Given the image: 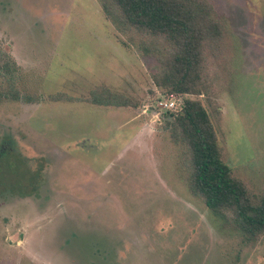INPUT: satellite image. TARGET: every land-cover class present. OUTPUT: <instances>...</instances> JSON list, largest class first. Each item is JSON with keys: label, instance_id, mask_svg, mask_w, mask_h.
<instances>
[{"label": "rangeland", "instance_id": "rangeland-1", "mask_svg": "<svg viewBox=\"0 0 264 264\" xmlns=\"http://www.w3.org/2000/svg\"><path fill=\"white\" fill-rule=\"evenodd\" d=\"M201 1L222 31L177 92L172 43L117 28L105 0H0V264H264V233L192 194L156 106L199 101L231 175L264 197V0ZM104 90L129 104L92 103Z\"/></svg>", "mask_w": 264, "mask_h": 264}, {"label": "trees", "instance_id": "trees-1", "mask_svg": "<svg viewBox=\"0 0 264 264\" xmlns=\"http://www.w3.org/2000/svg\"><path fill=\"white\" fill-rule=\"evenodd\" d=\"M103 12L117 28L164 37L172 43L168 81L177 92H190L195 86L201 70L203 44L222 31L219 16L201 0H105ZM8 71L5 63L4 72ZM14 93L18 98L19 93ZM10 94L13 92H0V96ZM91 100L105 106L129 104L115 99L106 90ZM164 113L173 115L166 126L173 140L185 144L190 154L192 194L200 196L215 215L226 217V213L232 212V225L248 238L264 233V197L255 199L243 183L231 175L229 166L221 159L215 129L203 105L197 100L185 99L180 110ZM6 155L9 154L3 152V156Z\"/></svg>", "mask_w": 264, "mask_h": 264}, {"label": "built area", "instance_id": "built-area-1", "mask_svg": "<svg viewBox=\"0 0 264 264\" xmlns=\"http://www.w3.org/2000/svg\"><path fill=\"white\" fill-rule=\"evenodd\" d=\"M156 106L158 108H163L165 111H174L177 109L176 106V99L173 96V93H170L168 97H165L164 99H160L157 101ZM155 115L160 114L159 110H154L153 111Z\"/></svg>", "mask_w": 264, "mask_h": 264}]
</instances>
